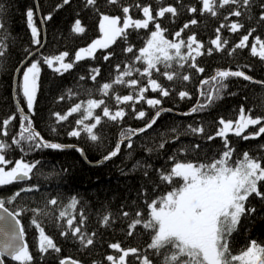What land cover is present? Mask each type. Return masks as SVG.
<instances>
[{"label": "trees", "instance_id": "1", "mask_svg": "<svg viewBox=\"0 0 264 264\" xmlns=\"http://www.w3.org/2000/svg\"><path fill=\"white\" fill-rule=\"evenodd\" d=\"M219 4L220 0H216L217 14L213 16L203 10L202 0H119L116 4L109 3V0H96L94 6L88 5L86 0H70L68 4H63V0H0V22L4 24V28L0 29V43L6 45L5 56L0 57V141L10 146L4 149L5 159L13 162L7 167L21 159L29 163L39 161L30 179L0 186V199L5 201L8 211L21 213L17 218L24 229L26 245L34 258L32 264H60L61 260H72L78 264H112L107 256L119 257L121 254L110 247L114 243H119L122 249L137 248L140 250L139 256L148 255L153 264H161V257L147 247L151 233L141 225L135 229L129 227L136 218V212L143 213L142 218H147L149 210L146 201L151 202L171 190V185L158 178L159 171H166L171 167L175 162L170 159L173 156L179 161L194 163H209L221 158L222 152L226 150L224 138L216 135L222 127L219 124L221 118L235 121L241 108L246 113L250 111L253 117H264V60L250 52L255 37L264 39V0H250L247 5L243 0L239 4L224 7ZM136 5L150 6L154 16L161 7H175V16L166 13L164 17H156L155 23L166 29L165 36L170 40L175 38L174 33L183 29L180 38L187 41L189 36L194 35L203 45L200 49L203 55L195 56L193 53L195 68L191 66V59L183 67L173 62L169 71L177 72L178 76L172 81L159 73H153V78L170 92L167 97L151 90L145 93L147 98L162 101L156 108L150 107L144 101L134 105L117 104V95L136 96L139 87L147 86L146 78L138 73L125 77L126 80L140 81L136 90L114 83L115 77L119 75L117 65L120 71L126 70L128 65L143 70L144 65L134 57L145 46L150 32L155 30L154 23H150L148 29H129L127 39L118 38L107 49H97L94 58L85 57L79 61L75 59V54L80 49L87 48L101 37V15L123 17L122 7L129 6V15L134 19H144L143 12ZM193 7L197 9L196 12L190 10ZM28 9L35 13V24L41 33L40 45L32 42L31 30L26 22ZM237 9L242 15H231ZM49 14L52 16L51 20H41ZM77 19L85 28L82 34L72 30ZM193 19L197 21L195 25L190 23ZM234 22L242 24L243 28L232 32L230 25ZM186 23L189 27L185 29ZM217 29H220L219 32ZM250 31L252 34L247 42L248 47L236 48L241 38ZM218 35L222 41V50L211 43ZM129 46L133 47L132 53L126 51ZM38 50L26 65L35 60L40 61L39 91L33 114L27 111L19 89L21 75L26 66L18 76L15 95L13 90L18 68ZM63 52L69 54L65 61L72 63L73 67L62 74L43 62L42 57L57 56ZM186 52L187 49H182V54ZM105 56L108 59H104ZM158 66L164 71L162 65ZM197 68H203L204 71L198 72ZM94 69H99V75L92 80ZM223 70L243 71L252 80L229 77L224 81L227 87L210 106L187 116L175 114L189 112L199 99V103H204V97L199 94L201 82ZM183 75H188L190 79L182 80L180 77ZM105 83L113 84L108 95L101 91ZM213 86L214 83L203 85V90L207 91ZM181 91L187 92L190 98L181 99ZM15 99L24 109V114H30L35 130L45 140L82 148L85 159L73 147H66L63 151L31 150L30 145L24 141L20 145L14 144L13 140L19 139L21 124H27L22 120L23 115ZM88 99L105 101L104 105L94 110V115L102 117L101 124L95 130L100 136L97 142L90 141L83 132L79 138L68 135L70 131L81 127L75 123L81 118L80 113L63 122H57L55 116L56 113L65 114L70 107ZM104 106L110 112L122 108L126 115L122 120L111 121L103 117ZM161 109H171L173 113L160 114L151 128L123 143L116 157L91 166L114 150L122 139L121 133L126 134L129 129L144 128ZM139 111H144L146 116L137 118ZM5 120H10L6 128L3 125ZM85 122L92 123L94 120ZM189 126L203 127L204 131L193 133ZM260 126H264V121L262 125L250 126L244 135L257 131ZM5 131L7 135L4 134ZM210 136L215 138L209 139ZM227 141L228 146L234 150L233 161L248 152L264 162V134L255 139L244 140L229 133ZM129 142L132 144L131 148L127 147ZM161 143L164 144L163 148L159 147ZM149 149L152 151H148ZM137 162H140L141 167H134ZM28 188L33 190L21 191ZM260 190L264 192V182H261ZM17 191H21V195L12 200ZM72 197L79 201L74 210H69L75 217L73 227L81 228L77 235H73L67 225L68 216L59 217L60 211L66 209ZM51 199H56L57 204H50ZM246 207L254 208L255 211L241 218L237 231L230 237L229 247L234 254L252 240L264 246V199L253 194ZM124 212L129 215L124 216ZM105 216L110 217L107 225L104 224ZM33 219L41 224L45 234L60 248V252H39V230L32 224ZM129 231L132 232L131 235L128 234ZM64 232L68 234L63 235ZM80 235L85 240L92 239L93 244L82 243ZM126 261L127 264H142L141 260L132 255ZM4 264L18 262L4 259Z\"/></svg>", "mask_w": 264, "mask_h": 264}, {"label": "snow or ice", "instance_id": "2", "mask_svg": "<svg viewBox=\"0 0 264 264\" xmlns=\"http://www.w3.org/2000/svg\"><path fill=\"white\" fill-rule=\"evenodd\" d=\"M88 5L94 6L96 0H86ZM119 0H109V3L116 4ZM70 3V0H63V4ZM240 0H220V7L227 5L239 4ZM245 5L250 3V0H243ZM203 10L215 16L216 13V0H202ZM63 5H60L62 7ZM143 12L144 19H134L129 15L130 7H122L123 17L101 15L99 22V30L102 33L99 39L94 40L87 48L80 49L75 54L77 61L87 57L94 58L97 49H107L116 42L118 38L127 39L129 29H148L150 23L155 24V30L151 31L149 38L146 40L145 46L139 49V54L134 57L137 62L144 65L143 70L135 68L133 65H128L126 70L120 71L117 65L119 75L115 77L114 83L117 85H126L133 90L137 89L140 81L137 79L126 80L125 77H131L134 73L146 78L147 86L139 87L137 95L132 94L115 97L117 104H135L144 101L150 107L156 108L161 104L160 99L147 98L145 93L149 90L159 92L161 96L167 97L170 95L168 89L164 88L156 79L153 78V73H159L166 77L167 80L172 81L178 76L175 71H169L172 68L173 62L179 67H183L185 63L191 59L192 67L195 65V56L203 55L200 51L203 45L197 41L194 35L189 36L187 41L180 38L181 31L174 33V39H168L165 36L166 29H163L159 23H155L156 17H164L166 13L173 16L177 14V9L172 6L161 7L154 16L150 6L136 5ZM196 12L195 7L190 9ZM231 15L241 16V11L234 10ZM35 13L32 9L26 11V22L31 30L32 42L35 45H40V30L37 28L34 19ZM264 18V17H262ZM52 16L49 14L47 17H42L41 20H51ZM123 21V22H122ZM190 23L195 25L197 21L191 20ZM189 24H185L184 28H188ZM4 28V24L0 22V29ZM243 28V25L234 22L230 25L232 32H237ZM76 33H84L85 28L82 26L81 21L77 19L72 29ZM220 29H217L219 32ZM251 31L244 35L236 48L248 47L249 37ZM217 49L222 50V41L218 35L216 39L211 41ZM226 43V41L224 42ZM193 45L196 47L194 48ZM259 46V51L257 48ZM182 49H187V52L182 54ZM127 52L132 53L133 47L129 46ZM235 51V49H233ZM250 52L253 56H259L264 60V41L260 37H255V42L251 45ZM195 53V56L193 55ZM211 50H209V54ZM6 54V45L0 43V57ZM69 54L63 52L57 56L42 57L43 62L50 68H53L54 63L58 66L53 70L57 73L67 71L73 67L72 63H65V58ZM104 59H108L105 56ZM162 65L164 71H161ZM19 71V69L17 70ZM198 72H203V68H197ZM94 74L91 76L92 80L96 79L99 75V69L93 70ZM39 74H40V61H34L27 66L22 73V80L19 83V89L22 92L29 112L34 114L36 98L39 91ZM229 77H242L245 80H252V77L246 75L243 71H218L210 79L201 82L200 96L204 97V103H198L191 109V112H197L210 106L215 99L220 97V92L227 87L224 81ZM182 80L187 81L190 79L188 75L180 77ZM215 86L209 88L207 91L203 90V85L213 84ZM113 87L111 83H105L101 91L104 95L109 94V89ZM179 97L184 99L189 97L185 91L179 93ZM190 98V97H189ZM63 99V97H61ZM105 104L103 99H88L86 102L77 103L65 114L56 113L57 122L67 121L69 117L74 114L80 113L81 118L77 119L75 123L81 127H77L68 133L71 137L79 138L83 133L92 142L100 140V136L96 133L97 126L101 124L102 117L94 115V110L100 108ZM135 111V109L133 108ZM21 113L24 109L19 108ZM161 111H171V109H161L155 113V116L141 129H129L127 133H121V143L123 140H130L132 135L139 132L146 131L151 128L156 120L159 118ZM103 117H107L111 121L122 120L126 115L124 109H119L115 112H110L107 106L102 109ZM190 114L186 113L185 115ZM146 113L139 111L137 118H144ZM15 117H13L14 119ZM23 121L27 124H21L19 139H14L13 143L20 145L24 141L30 145L31 150L35 149H52L63 151L66 147H73L75 145H62L61 143L45 140L40 132L36 131L33 122L28 114H24ZM94 120L92 123L85 121ZM264 117H253L251 112H245L243 108L239 110L238 119L225 120L221 118L219 124L222 126L218 129L216 135L224 138L225 151L222 152L221 158L214 159L209 163H194L191 161H179L175 156L170 159L175 161L169 169L161 170L158 173V178L171 185V190L160 195L158 198L153 199L151 202H145L148 208L147 218H142L143 213L136 212V218L133 219L129 225L131 229H135L141 225L143 229L148 230L150 235V242L147 245L149 249L161 257V264H264V246L258 244L255 240L241 249L238 253H233L229 247V240L231 235L237 231L241 222V218L249 212H254V208H247L246 204L249 197L253 196L264 199V192L260 190L261 182H264V166L261 160L251 156L248 152H244L240 158L235 161L232 160L233 149L228 146L227 136L229 133L244 140L258 138L264 134V126H260L257 131L244 135L245 131L250 126L262 125ZM10 120L3 121L6 128ZM193 133H202L203 127L192 128L189 126ZM55 131V129H53ZM175 131V129H173ZM7 135L6 131L4 132ZM179 137H177L178 139ZM215 137L210 136L209 139ZM10 147L3 141H0V186L19 183L26 179L31 178L33 170L37 167L39 161L26 162L23 159L17 160L10 170H6V166L12 164L11 160L5 159L4 149ZM128 148L132 147L129 142ZM160 148L164 144L159 145ZM198 147V145H197ZM81 156L85 155L84 149L75 148ZM121 151L120 143H118L114 150L110 151L103 157L104 161L111 160L116 157ZM148 151H152L149 149ZM141 167L140 162L134 166ZM145 175L147 172L145 171ZM32 188L21 189V191H32ZM21 191L14 193L12 200L21 195ZM11 202V201H9ZM50 204L56 205L57 200L51 199ZM79 201L72 197L65 210L60 211L59 217L64 218L68 216L67 225L71 229L73 235L80 234V227H73L74 216L71 215L69 210H74ZM0 209L7 215H0V236L4 237L0 243V264H4L5 257H11L13 261L18 264H32L33 256L30 253L28 246L21 243L24 229L22 226L17 231V226L20 221L16 219L21 213H9L5 207V201L0 199ZM37 211V210H33ZM83 214L81 213V216ZM124 216L129 213L124 212ZM9 217L12 219L10 220ZM110 217H104V224L109 223ZM32 224L39 230L38 248L39 252L46 254L49 250L60 252V248L53 242V240L45 234L44 228L37 220L33 219ZM67 235V232L62 233ZM132 234L131 231L128 233ZM94 235V234H93ZM82 243L92 245V239H86L83 235L79 236ZM112 249L117 250L121 254L119 257L112 255L107 256V260L112 264H127L126 258L130 255L135 256L141 260L142 264H153V260L148 255L143 257L139 256L140 250L137 248L122 249L119 243L111 244ZM60 264H78L76 261L69 262L68 260H61Z\"/></svg>", "mask_w": 264, "mask_h": 264}, {"label": "water", "instance_id": "3", "mask_svg": "<svg viewBox=\"0 0 264 264\" xmlns=\"http://www.w3.org/2000/svg\"><path fill=\"white\" fill-rule=\"evenodd\" d=\"M39 52V50L38 51H36L35 53H33V54H31L22 64H21V66L18 68L19 69V71H17L16 72V77H15V80H14V95L16 94V86H17V80H18V75L20 74V71L24 68V66H26V64H28L31 60H32V58L37 54ZM249 81H251V80H249ZM15 101H16V99H15ZM16 103H17V105L19 106V108H21V106H20V104L16 101ZM173 113L172 111H161V114L162 113ZM191 112V110L189 111V112H186V113H190ZM186 113H175L176 115H178V116H184ZM22 114V113H21ZM24 115V114H23ZM29 115V114H28ZM188 115V114H187ZM30 116V115H29ZM143 132H145V131H143ZM143 132H139L138 134H136V135H132L131 137H130V139H132L133 137H135V136H137V135H139V134H141V133H143ZM128 141H130V140H127V139H125V140H123V142L121 143V141L119 142L120 143V146L123 144V143H125V142H128ZM84 159H85V157L84 156H82ZM114 158V157H113ZM112 158V159H113ZM107 161H109V160H107ZM107 161H104V160H101L100 162H98V163H95V164H90L91 166H95V165H97V164H99V163H104V162H107ZM9 213H11L10 211H8ZM0 215H7L6 213H4L3 212V210L2 209H0ZM9 219L11 220L12 218L11 217H9ZM16 219H18L17 217H16ZM21 226V224L19 225V226H17V231L19 230V227ZM3 240H4V237L3 236H0V243H2L3 242ZM21 243H24V244H26V242H25V238H24V234H23V236H22V240H21ZM4 259H11V257H5ZM69 262H71L72 260H68Z\"/></svg>", "mask_w": 264, "mask_h": 264}, {"label": "rangeland", "instance_id": "4", "mask_svg": "<svg viewBox=\"0 0 264 264\" xmlns=\"http://www.w3.org/2000/svg\"><path fill=\"white\" fill-rule=\"evenodd\" d=\"M261 40L264 41V39H261ZM257 48H258V51H259V46H258V45H257ZM86 57H87V56H86ZM35 61H37V60H35ZM32 62H34V61H32ZM32 62H31V63H32ZM31 63H30V64H31ZM65 63H67V62L65 61ZM30 64H29L28 66H30ZM56 66H58V63H54L53 68L56 67ZM26 67H27V66H26ZM53 68H52V69H53ZM25 69H26V68H25ZM25 69H24V70H25ZM39 76H40V74H39ZM21 80H22V75H21ZM21 80H20V81H21ZM25 104H26V102H25ZM26 109H27V111L29 112V110H28V108H27V105H26ZM29 113H31V112H29ZM13 166H14V165H12L11 167H7V166H6V170H10Z\"/></svg>", "mask_w": 264, "mask_h": 264}, {"label": "bare ground", "instance_id": "5", "mask_svg": "<svg viewBox=\"0 0 264 264\" xmlns=\"http://www.w3.org/2000/svg\"><path fill=\"white\" fill-rule=\"evenodd\" d=\"M18 76H19V75H18ZM15 77H16V74H15ZM209 79H210V78H209ZM14 80H15V78H14ZM200 90H201V85L199 86V91H200ZM199 98H200V97H199ZM199 102H200V99L198 100L197 104H198ZM197 104H196V105H197ZM196 105H195V106H196ZM190 113H192V112H190ZM23 114H24V112L22 113V115H23ZM188 115H189V114H188ZM185 116H187V115H185Z\"/></svg>", "mask_w": 264, "mask_h": 264}]
</instances>
